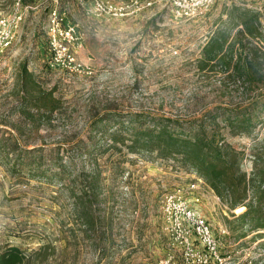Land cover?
Segmentation results:
<instances>
[{"label": "rangeland", "instance_id": "1", "mask_svg": "<svg viewBox=\"0 0 264 264\" xmlns=\"http://www.w3.org/2000/svg\"><path fill=\"white\" fill-rule=\"evenodd\" d=\"M104 1L118 8L115 16H88L75 0L58 1L64 18L79 29L73 51L88 73L50 66L46 30L51 0H23L24 19L15 41L0 54V252L15 246L29 254L51 243L56 255L65 247L64 261L55 257L45 264H180L183 250L164 230L161 199L198 178L190 167L126 149L114 152L122 172L115 177L101 166L103 176L109 177L106 198L100 195L94 208L104 221L98 220L90 230L74 227L72 198L67 190L60 192L59 181L13 173L12 158L6 157L1 145L12 136L18 149L43 148L46 158L50 150L59 151L62 158L75 154L77 141L87 136L90 123L100 116L110 120L102 127L107 129L106 139L112 134L108 128L117 122L114 115L123 119L142 112L189 120L264 94V61L261 80L253 85L227 76L240 53L246 59L255 50L264 51V0H216L206 13L187 19L172 17L158 0ZM15 2L0 0V15H9ZM242 14L257 15L258 21L253 37L245 32L239 36L244 50L237 46L232 50L231 70L223 73L224 68L216 65L201 71L198 62L210 37L219 32L227 44L233 43ZM23 67L30 79H23ZM35 86L53 92L58 100L53 114L50 108H37L28 101ZM25 88L29 96L23 94ZM261 133L257 129L250 136H225L243 154L241 170L247 175L254 168L251 156ZM108 157L111 154L101 158ZM86 160L83 157V164L78 158L77 168L88 172ZM198 194L220 252L230 257L226 264H264V231H255L249 219L241 218L246 209L230 208L207 184ZM61 222L64 227L59 228ZM101 232L102 243H94Z\"/></svg>", "mask_w": 264, "mask_h": 264}, {"label": "trees", "instance_id": "2", "mask_svg": "<svg viewBox=\"0 0 264 264\" xmlns=\"http://www.w3.org/2000/svg\"><path fill=\"white\" fill-rule=\"evenodd\" d=\"M238 19L241 30L237 31L233 43L227 44L225 34L214 32L205 44L198 62L201 71L216 65L224 68L223 73L231 70L232 50L235 46L244 50V45L238 38L243 32L248 36L255 35L254 26L258 16L242 14ZM245 56L242 57L241 53L239 57L236 56L235 69L227 76L241 79L245 85H253L262 77L259 75V69L263 67L264 51L255 50L250 57L245 59ZM22 69L23 79H30L26 68ZM22 91L26 96L30 95L26 88ZM28 101L37 108H50L48 112L51 114L58 104L53 92L42 91L38 86H35L34 94H31ZM120 116H113L117 122H113V129L108 128L112 134L106 139L107 129L102 130V127L110 120L100 116L92 121L87 136L77 141L75 154L66 157L59 158V151L50 150L46 158L43 148L39 147L18 149V142L12 136L1 145V150L7 158H12L13 173H32L37 179L60 182V192L67 190L72 198L74 227L79 224L93 230L98 220L99 223L104 221V216H100L99 210L96 216L94 208V203L100 195L104 200L106 198L103 195L109 177L103 176L106 171L103 172L101 166L116 177L122 171H119L120 163L118 159H114L113 154L126 149L130 154L143 155L156 161L173 160L190 167L198 179L203 180L220 200L229 203L230 208L244 207L246 210L241 218L249 219L252 229L264 231V94H258L234 105L208 110L200 117L189 120L153 116L142 112L129 113L123 116V119H120ZM257 129H261L262 133L256 136L255 153L251 156L254 168L247 175L241 170L243 154L227 143L225 136L228 133L232 136H250ZM105 154H111V157L103 160L101 157ZM83 157L87 159L88 172H85L84 168H77L78 158L80 163H85L82 161ZM129 183L126 181V184ZM249 191L253 194V199L248 198ZM248 199L249 203H246ZM61 227H64L63 222L60 223L59 228ZM104 236L105 233L101 232L94 243H102ZM64 251L65 247L56 255V248L51 243L44 244L29 254L18 247L10 246L0 252V264H45L55 257L63 262Z\"/></svg>", "mask_w": 264, "mask_h": 264}, {"label": "built area", "instance_id": "3", "mask_svg": "<svg viewBox=\"0 0 264 264\" xmlns=\"http://www.w3.org/2000/svg\"><path fill=\"white\" fill-rule=\"evenodd\" d=\"M58 1L51 0L48 11L46 34L49 64L68 73L86 74L88 68L76 59L73 51L80 39L79 29L75 23L64 18L58 8ZM75 1L92 17L115 16L118 11L114 4L104 0ZM215 1L158 0V3L167 7L172 17L187 19L206 13ZM23 13V0H16L9 15H0V54L15 41L17 30L24 19ZM205 185L201 179L196 178L189 185L178 186L165 193L161 199L164 230L173 236L175 243L183 250L180 264H226L230 259L220 252V242L200 209L198 191Z\"/></svg>", "mask_w": 264, "mask_h": 264}]
</instances>
